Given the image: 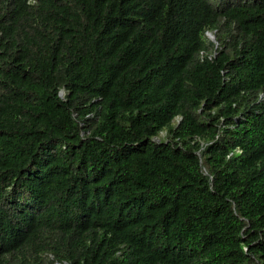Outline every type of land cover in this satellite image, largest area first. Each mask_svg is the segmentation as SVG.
I'll use <instances>...</instances> for the list:
<instances>
[{
    "label": "trees",
    "instance_id": "trees-1",
    "mask_svg": "<svg viewBox=\"0 0 264 264\" xmlns=\"http://www.w3.org/2000/svg\"><path fill=\"white\" fill-rule=\"evenodd\" d=\"M54 260L264 264V0H0V264Z\"/></svg>",
    "mask_w": 264,
    "mask_h": 264
},
{
    "label": "clouds",
    "instance_id": "clouds-1",
    "mask_svg": "<svg viewBox=\"0 0 264 264\" xmlns=\"http://www.w3.org/2000/svg\"><path fill=\"white\" fill-rule=\"evenodd\" d=\"M207 33H209V35L207 34ZM204 35L209 39V37H211L209 40H212L213 42H214V44H215V41H214V38H213V34H212V32L211 31H209V30H204ZM61 93H62V90L60 89L59 90V92H58V94L59 95H61ZM261 95V94H260ZM177 119H178V117L177 116H175L174 118H173V120L176 122L177 121ZM161 131H160V135H161ZM151 139L152 140H154V141H157V139H158V135H154V136H152L151 137ZM51 264H62V263H59L58 261H56V260H54V261H52L51 262Z\"/></svg>",
    "mask_w": 264,
    "mask_h": 264
},
{
    "label": "rangeland",
    "instance_id": "rangeland-1",
    "mask_svg": "<svg viewBox=\"0 0 264 264\" xmlns=\"http://www.w3.org/2000/svg\"><path fill=\"white\" fill-rule=\"evenodd\" d=\"M208 35H209V33H207ZM207 36V35H206ZM211 37H209V39H210Z\"/></svg>",
    "mask_w": 264,
    "mask_h": 264
}]
</instances>
